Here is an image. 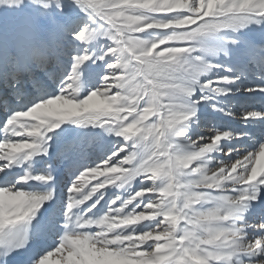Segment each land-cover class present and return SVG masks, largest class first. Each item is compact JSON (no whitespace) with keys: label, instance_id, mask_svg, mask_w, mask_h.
<instances>
[{"label":"snow or ice","instance_id":"1","mask_svg":"<svg viewBox=\"0 0 264 264\" xmlns=\"http://www.w3.org/2000/svg\"><path fill=\"white\" fill-rule=\"evenodd\" d=\"M0 264H264V0H0Z\"/></svg>","mask_w":264,"mask_h":264},{"label":"rangeland","instance_id":"2","mask_svg":"<svg viewBox=\"0 0 264 264\" xmlns=\"http://www.w3.org/2000/svg\"><path fill=\"white\" fill-rule=\"evenodd\" d=\"M53 259H55V257Z\"/></svg>","mask_w":264,"mask_h":264}]
</instances>
